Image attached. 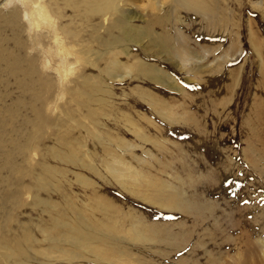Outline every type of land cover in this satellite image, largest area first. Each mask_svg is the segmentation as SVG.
<instances>
[{
	"label": "rangeland",
	"instance_id": "374dc122",
	"mask_svg": "<svg viewBox=\"0 0 264 264\" xmlns=\"http://www.w3.org/2000/svg\"><path fill=\"white\" fill-rule=\"evenodd\" d=\"M88 1L90 18L62 21L71 31L89 32L76 41L87 49L86 65L62 92L40 96L36 108L44 112L36 119L49 122L4 140L13 160L0 172V201L13 182L25 193L22 206L0 210V258L25 252L31 264H135L136 256L102 263L86 250L59 247L83 255L72 260L47 250L48 238L37 241L33 228L46 217L30 206L28 188L38 183L52 205L66 213L70 206L82 210V219L75 218L80 228L88 212L107 203L186 239L163 244L160 258V245H152L142 261L211 264L208 253L219 264H264V0H201L196 8L193 0L189 8L151 0L161 5L157 11L147 0H117L108 16L102 15L104 0ZM158 35L168 38L165 48L156 44ZM178 38L195 54L186 63L178 57ZM10 47L29 56L23 43ZM47 57L54 68L64 59ZM6 87L0 77V99L7 101L15 96H6ZM127 170L136 181L125 178ZM143 178L154 183L140 186ZM163 183L183 202L209 203L212 212L195 217L180 205L161 207L144 197ZM30 243L48 255L30 250Z\"/></svg>",
	"mask_w": 264,
	"mask_h": 264
},
{
	"label": "bare ground",
	"instance_id": "6f19581e",
	"mask_svg": "<svg viewBox=\"0 0 264 264\" xmlns=\"http://www.w3.org/2000/svg\"><path fill=\"white\" fill-rule=\"evenodd\" d=\"M61 0H0V77L5 80V83L10 87L4 88L6 96H15L10 99H0V172L3 174L6 166H9L13 155L9 149V153L4 151V140L12 136H19L23 133V129L32 123L43 125L49 122L47 119L38 120L36 116H40L44 111L36 108V103L40 96L44 93L49 95L55 91L62 92V86L68 83L72 77L76 76L80 67L86 65V59L81 58L82 55H87V49H78L80 47L77 39L80 38V32L89 33L86 29H81L79 32L71 31L67 26H64L62 21L68 19L67 16L74 18H90L92 10H90L88 0H65L66 3L61 6ZM102 8L103 16L114 14L116 9L114 3L117 0H104ZM192 1V0H191ZM179 7L189 8L187 0H172ZM150 8L161 10V5L155 6L151 4V0H147ZM203 7L201 0H193L192 7ZM135 14V13H134ZM140 17L139 14L135 16ZM159 24L164 25V17L158 16ZM106 18L105 21H108ZM4 30V31H2ZM9 35H8V32ZM25 34V40L23 34ZM2 34V35H1ZM45 40L49 43L46 44ZM156 44L165 48L168 38L158 35L155 39ZM178 48L181 49V54L178 56L183 63H186L195 57L191 50L186 48L184 38H178ZM86 42V41H85ZM24 44L29 56L24 59L19 52L12 51L11 45H15L17 49ZM240 44V41H238ZM37 45V48H34ZM40 50V51H36ZM242 50L240 49L239 52ZM38 52L43 53L38 55ZM55 55L61 59L59 65L54 68L48 57ZM67 57H72L74 63L71 64ZM191 58V59H190ZM25 65L26 67H22ZM139 68L141 69L140 65ZM138 72L136 67L131 68V72ZM38 92V95L36 94ZM15 94V95H14ZM17 95V96H16ZM53 106H49L47 111L50 112ZM28 115H32L29 117ZM39 132L38 130H36ZM17 145V142H16ZM34 157V156H33ZM31 156V162H33ZM69 159L70 156H63V159ZM71 160H76L72 156ZM4 164V165H2ZM124 168L128 169L126 165ZM127 170L124 175H129ZM47 175H50L47 171ZM144 177V176H143ZM122 180L121 177H118ZM132 181H136V174L131 173L126 176ZM52 179V178H50ZM125 180V179H124ZM183 180L180 179V184L183 185ZM0 186L3 184V176H0ZM56 187V183L52 182ZM145 183H154L147 178H143L140 186ZM84 188L89 189L90 185L83 182ZM28 188L32 195L31 208L34 211L37 209L43 211L42 216L46 217L45 221L38 226H33L36 233L37 241L46 244L49 243L48 249L53 253L61 252L60 258L68 257V260L82 257L85 250L89 252L98 261H108L112 259L125 258L136 256L133 261L135 264H152V259L142 261L140 259L144 254H149L150 246H159L156 258L163 256L165 246L172 238L177 239V243L185 242V238L181 233L171 234L164 232L163 228L158 225L146 223L140 215L130 212L125 214L124 211L118 209L114 205L104 203L98 209H93L92 213L88 212L89 221L84 219L82 228L75 225L76 214L79 215L77 220L82 219L81 209L78 207H67L69 213L59 205H52L48 199V191L46 188H41L38 183H32ZM175 187L168 184H162V189L148 195H144L153 204L176 209L180 208L187 210L186 213L195 217L204 215V211L212 212L213 206L209 203L198 204L191 200L183 202L180 195H174ZM12 193L6 196V199L0 201V210H5L6 207L18 208L22 206V197L25 189H19L17 183L11 184ZM138 194L143 195L141 189ZM197 199V198H196ZM210 207H207L209 206ZM66 208V207H65ZM50 209V210H49ZM49 210V212L47 211ZM185 212L184 210H182ZM181 211V212H182ZM47 235V236H45ZM227 240L224 242L226 244ZM216 246L220 243L215 244ZM70 247L78 252L75 253L70 249H60L59 247ZM30 250L38 252L41 257L47 256L46 252H41L39 248L32 243L29 244ZM164 249V250H163ZM163 250V251H162ZM69 251L73 252L70 253ZM210 259L211 264H219V259L211 258L208 253L205 254ZM215 257V256H214ZM102 261H101V260ZM1 264H31L25 252H20L19 255L4 254L0 258ZM180 264V263H178Z\"/></svg>",
	"mask_w": 264,
	"mask_h": 264
}]
</instances>
